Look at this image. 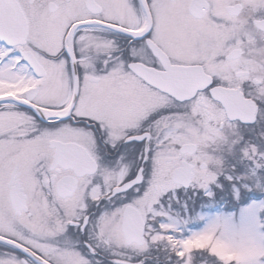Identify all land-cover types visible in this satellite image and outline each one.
Segmentation results:
<instances>
[{
  "label": "snow or ice",
  "instance_id": "1",
  "mask_svg": "<svg viewBox=\"0 0 264 264\" xmlns=\"http://www.w3.org/2000/svg\"><path fill=\"white\" fill-rule=\"evenodd\" d=\"M0 264H264V0H0Z\"/></svg>",
  "mask_w": 264,
  "mask_h": 264
}]
</instances>
